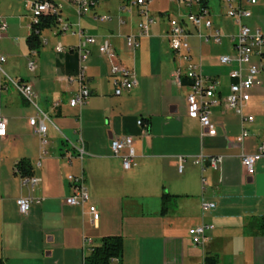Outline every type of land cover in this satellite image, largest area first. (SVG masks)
<instances>
[{
  "label": "crops",
  "instance_id": "crops-1",
  "mask_svg": "<svg viewBox=\"0 0 264 264\" xmlns=\"http://www.w3.org/2000/svg\"><path fill=\"white\" fill-rule=\"evenodd\" d=\"M55 1L62 5L61 22L47 29L48 37L44 30L39 48L32 50L27 43L28 0H0V20L7 26L0 36V50L6 57L3 70L9 78L32 86L36 105L49 120L43 153L40 137L29 125L37 114L35 108L4 82L0 93V117L7 122L6 136L0 138V258L4 264H84L90 250L109 236L123 240L120 264H204L205 256H216L217 264H264V236L249 226L264 216V159L256 161L251 175L241 164L242 155L257 153L264 136V74L261 86L249 91L243 106V114L253 121L241 123L223 101L232 82L228 74L235 68L234 63L221 65L218 60L235 57L228 38V54L216 50L222 43L205 45L195 37L189 39L202 74L219 83V102L209 115L216 135L202 137L198 121L187 116L185 67L167 39L173 22L195 33L186 23L183 3L167 1L177 7L173 15L154 5L155 0H147L148 16L155 23L147 36L139 37L137 25L143 17L135 0H95V7L80 16L68 0ZM204 2L219 29L215 21L227 17L215 13L211 0ZM97 17L110 20L100 22ZM251 19L245 24L249 26ZM60 25L68 30L57 33ZM232 25L230 32L223 29L225 36L235 33ZM79 31L97 43L88 47L84 64L88 102L71 107L69 100L79 84L69 83L68 78H75L79 61L70 49L78 45ZM129 36L136 39L134 50L126 47ZM104 41L113 48L116 62L135 72L136 86L120 96L113 93L109 61L98 52ZM58 45L63 52L55 51ZM29 60L34 62L33 71L26 68ZM177 69L180 83L174 78ZM139 120L147 124L146 131L137 125ZM243 127L248 135L239 143ZM126 136L133 138L136 155L135 165L128 170L110 150L113 138ZM80 141L86 153L82 161L75 151ZM200 157L204 162L194 163ZM214 157H221L216 169L209 163ZM179 158L184 159L180 173ZM20 160L29 163L32 177L38 180L32 187L14 173ZM69 175L84 177L88 200L83 207L64 202L72 194ZM165 195L170 198L162 214ZM27 196L41 203L21 216L15 201ZM204 203H213L214 208L203 209ZM89 206L97 209V221L92 220ZM201 224L213 226L202 249L194 247L188 236L191 227Z\"/></svg>",
  "mask_w": 264,
  "mask_h": 264
},
{
  "label": "built area",
  "instance_id": "built-area-1",
  "mask_svg": "<svg viewBox=\"0 0 264 264\" xmlns=\"http://www.w3.org/2000/svg\"><path fill=\"white\" fill-rule=\"evenodd\" d=\"M76 9L77 15L90 8L95 7V0H68ZM171 2L183 3L187 9L186 23L190 25L195 33H191L185 26L180 23L173 22L170 25L167 33V39L171 50L176 53L180 63L185 67L184 78L188 83L189 93L186 96L187 116L198 121L201 127L202 137H213L216 135V128L210 121V109L218 104L216 91L219 83L212 78L202 74L200 62L193 60L189 39L195 37L201 44L220 45L224 38H228L235 57L221 56L218 58L221 65L235 64L228 76L232 81L229 86V94L224 97L225 106L232 110L239 117L241 123H251L252 117L243 114L244 103L248 101L249 91L253 88L260 87L262 84L261 75L264 74V34L258 28L251 29L245 21L252 17L251 8L256 6L260 0H219L222 9L225 10V16L233 21L236 31L232 35H224L219 29L214 27L212 13L204 2V0H170ZM147 0H135V4L140 6V15L143 20L138 23V35L144 37L148 35V30L155 23L153 18L148 16L146 9ZM29 10L31 12V24H36L42 16L54 17L57 24L61 22L62 5L55 0H28ZM100 22H107L109 17H97ZM7 26L4 21L0 20V36L6 32ZM68 30L67 25L58 26L56 32L61 34ZM79 43L75 48L70 49L75 52L79 61V68L74 77H69L68 82H78L79 89L76 94L69 100L71 107L84 106L90 97V91L84 83L85 76V61L88 58L90 51L89 46L97 43L94 37L85 35L79 31ZM46 44V41L43 42ZM126 47L134 50L136 47V39L133 36L126 38ZM57 53L63 52L64 49L58 45L55 48ZM100 55L106 57L110 63V74L114 86V95L120 96L123 91L135 87L137 84L135 72L133 69L125 67L116 62V55L111 45L104 41L98 47ZM35 55V52H32ZM6 62L5 55L0 50V93L4 88V82L9 84L30 106L34 107L37 114L29 119V125L34 128L35 133L40 137L41 150L44 152L46 145V121H49L47 116L36 105V94L31 85L19 80L11 79L6 76L3 65ZM28 68L34 70V62L29 60ZM175 81L180 83V69L174 74ZM137 125L144 131L147 130V124L143 120L137 121ZM7 132V122L0 117V138H4ZM248 135L247 129H241L237 141L240 143ZM111 155L119 157L122 161L124 170L130 169L135 165V150L134 140L132 137H117L113 138L110 144ZM77 158L82 161L85 156L82 142L75 147ZM258 159H264V136L258 147L255 155H242L241 164L247 175H251L254 171L255 163ZM196 160V159H195ZM183 158L178 160V172L182 171ZM204 162L200 157L194 163ZM221 162V157L209 159L210 166L216 169ZM23 183L31 187L38 180L33 177L23 178ZM67 180L72 188V194L65 199V204L69 206L83 207L87 200L88 194L84 186L83 175H69ZM41 200L31 196L20 197L16 199L15 204L19 215L26 216L33 205L40 204ZM203 209H213V203H204ZM88 212L93 221H97L99 214L94 206L88 207ZM213 230L212 225L201 224L191 227L188 230V236L194 247L203 248L207 240V234ZM109 264H120L118 258H112Z\"/></svg>",
  "mask_w": 264,
  "mask_h": 264
},
{
  "label": "trees",
  "instance_id": "trees-1",
  "mask_svg": "<svg viewBox=\"0 0 264 264\" xmlns=\"http://www.w3.org/2000/svg\"><path fill=\"white\" fill-rule=\"evenodd\" d=\"M57 25L54 17L42 16L36 24H31L30 34L27 43L32 50H37L40 46V36L44 30L51 29ZM14 173L19 175L21 179L32 177V169L25 160L18 161L14 166ZM167 195L162 197V211L164 214L168 210ZM259 234L264 236V216L252 220L249 223ZM123 251V240L119 236H109L101 239L99 246L93 247L90 254L84 259V264H109L112 258H121ZM0 264H4L0 258ZM204 264H217L216 256H205Z\"/></svg>",
  "mask_w": 264,
  "mask_h": 264
},
{
  "label": "rangeland",
  "instance_id": "rangeland-1",
  "mask_svg": "<svg viewBox=\"0 0 264 264\" xmlns=\"http://www.w3.org/2000/svg\"><path fill=\"white\" fill-rule=\"evenodd\" d=\"M167 1L168 0H155V2L153 4L158 6V8H163V9L167 8L171 14L176 15V13H177L176 8L177 7L172 3L169 4ZM158 2L160 3L159 5H157ZM165 2L168 3V5L165 4ZM166 5H167V7H166ZM211 5L212 6L214 5L216 14L225 15V10L222 9V5L220 4L219 0H211ZM216 6H217V8H216ZM183 8L186 9L184 6H183ZM151 10L152 11L154 10L153 7H151ZM182 12H185V10H183ZM251 13H252V19L250 21L249 26L258 27L262 31V33L264 34V0H260L256 6L252 7ZM215 22H216V25L218 26V28L219 29L221 28V32L223 31V29L225 31H229V32L232 31V29H233L232 21L230 19L225 18V17L219 18ZM49 35H50V31L47 30L44 33V36L48 37ZM227 42H228V40L224 38L222 41V46H220L219 49H216V50H219V53H221V54H228ZM212 48H214V47H212ZM27 67L28 66H26V68ZM262 80L264 81V75H262Z\"/></svg>",
  "mask_w": 264,
  "mask_h": 264
}]
</instances>
